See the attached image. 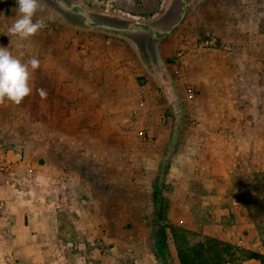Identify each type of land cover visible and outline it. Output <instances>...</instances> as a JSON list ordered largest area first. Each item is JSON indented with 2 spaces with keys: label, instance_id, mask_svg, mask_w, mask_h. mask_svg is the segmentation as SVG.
<instances>
[{
  "label": "rangeland",
  "instance_id": "374dc122",
  "mask_svg": "<svg viewBox=\"0 0 264 264\" xmlns=\"http://www.w3.org/2000/svg\"><path fill=\"white\" fill-rule=\"evenodd\" d=\"M62 1L80 5L91 25L142 23L158 39L140 26L126 33L85 26L54 0H38L33 19L45 26L20 38L8 31L16 0H0V43L22 61L36 58L32 74L69 76L84 89L65 102L53 97L48 110L28 96L0 100V146L20 147L26 160L12 187L15 204L40 236L0 238V264H162L153 246L160 227L164 264H214L221 243L226 257L264 256V173L223 175L228 114L213 115L201 76L212 51L225 49L221 37L244 36L238 23L253 40L250 14H263L264 0H186L167 35L180 0ZM245 211L252 228L244 244L228 240L234 216Z\"/></svg>",
  "mask_w": 264,
  "mask_h": 264
},
{
  "label": "crops",
  "instance_id": "0c3cea01",
  "mask_svg": "<svg viewBox=\"0 0 264 264\" xmlns=\"http://www.w3.org/2000/svg\"><path fill=\"white\" fill-rule=\"evenodd\" d=\"M246 9H248V5H246ZM247 11L249 13V10ZM252 13L253 15L250 14V17L254 18L253 40L248 39L250 35H245L246 29L243 28V25L245 28L248 25L238 23L237 33H243L242 30H245L244 36L228 32L229 34L221 37L225 49L212 51L207 60L206 72L201 74L206 81V95L211 96L212 99H209L207 106H212L213 115L216 112L228 114L230 130L228 144L223 142V145H227L228 148L227 150L223 149L222 158L223 161L229 163L227 166L223 165L222 171L224 176L231 178L264 173V5L263 14ZM255 17H259V19ZM233 25L232 27H234ZM234 32L236 31H231V33ZM0 46L5 47L3 43H0ZM214 51L217 52L218 58L214 56ZM39 75V73L32 74V91L28 95V100L40 108L47 110L48 107L51 108L49 101L53 97H59L65 102L69 97L79 95L84 90L80 80L74 82L68 78L69 76L62 75L63 78L55 80L51 75ZM214 159L217 160V156ZM21 170L15 168L8 174L16 184H19L22 179ZM14 193L18 192L14 191L12 187L0 189V202L5 203L6 208L9 209L4 212L3 216L1 214L0 224L5 229L6 226L10 227L9 232H4L3 228L1 229L3 235L1 234L0 238L3 239L7 234L13 242L28 239L38 241L40 236L31 232L30 222L22 216V213L19 212L21 210L16 207ZM232 203L239 207L243 205L242 202ZM234 217L237 219L235 223L233 222L234 224L229 225L227 239L244 244L247 237L246 230L252 228L251 216L245 211ZM254 263L248 261L243 264Z\"/></svg>",
  "mask_w": 264,
  "mask_h": 264
},
{
  "label": "clouds",
  "instance_id": "9594fccd",
  "mask_svg": "<svg viewBox=\"0 0 264 264\" xmlns=\"http://www.w3.org/2000/svg\"><path fill=\"white\" fill-rule=\"evenodd\" d=\"M16 3L17 18L8 31L11 35L26 39L41 30L45 26L44 21L33 19L38 9V0H16ZM38 66L36 58L22 61L8 47L0 46V100L20 104L32 91V73Z\"/></svg>",
  "mask_w": 264,
  "mask_h": 264
},
{
  "label": "trees",
  "instance_id": "16d2710c",
  "mask_svg": "<svg viewBox=\"0 0 264 264\" xmlns=\"http://www.w3.org/2000/svg\"><path fill=\"white\" fill-rule=\"evenodd\" d=\"M161 198L159 195V190H156L153 197V204H154V225L157 226L158 220L161 219ZM164 233L163 229L160 227L159 232L154 231L153 235V246L155 250V255L162 261V264H164V255H165V243H164ZM220 245L223 246V249H221L217 252V255H215L214 258V264H239L244 261L248 260H256L260 264H264V256L259 253H247L246 256H242L241 258L237 257L235 254H228L227 257L226 254V248L229 247L226 243H221ZM235 257V262L231 261L229 257ZM231 261V262H230ZM192 263V262H191ZM195 263V262H194ZM198 263L202 264V262L198 261ZM187 264V263H184Z\"/></svg>",
  "mask_w": 264,
  "mask_h": 264
},
{
  "label": "water",
  "instance_id": "95a60500",
  "mask_svg": "<svg viewBox=\"0 0 264 264\" xmlns=\"http://www.w3.org/2000/svg\"><path fill=\"white\" fill-rule=\"evenodd\" d=\"M55 3L63 10L65 11H72V10H76V13L82 17L83 19V24L85 26H90V27H95V28H99V29H103V30H107V31H112V32H119V33H126L128 32L132 27L134 26H140L143 27L145 29H147L151 36L154 37L155 39H158L157 34L154 32V30L152 29L151 26L146 25V24H142V23H129L127 24L125 27L122 28H118V27H114V26H109V25H105V24H98V25H91L88 22V15L86 13V11L78 4H65L62 0H54ZM181 5H182V13L178 19V21L169 29L165 32V35L169 34L170 31L179 24V22L183 19L184 15H185V10L187 8V1L186 0H180Z\"/></svg>",
  "mask_w": 264,
  "mask_h": 264
},
{
  "label": "built area",
  "instance_id": "2783aa9c",
  "mask_svg": "<svg viewBox=\"0 0 264 264\" xmlns=\"http://www.w3.org/2000/svg\"><path fill=\"white\" fill-rule=\"evenodd\" d=\"M26 163L25 156L20 147L14 146L6 148L0 146V189L2 187H14V181L9 178L8 174L11 170L22 169ZM3 203L0 202V206Z\"/></svg>",
  "mask_w": 264,
  "mask_h": 264
}]
</instances>
